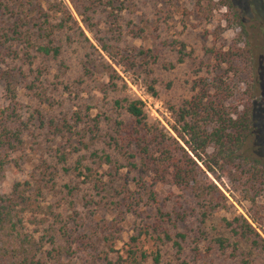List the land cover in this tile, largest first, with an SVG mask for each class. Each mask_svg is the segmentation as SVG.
<instances>
[{
    "label": "rangeland",
    "instance_id": "obj_1",
    "mask_svg": "<svg viewBox=\"0 0 264 264\" xmlns=\"http://www.w3.org/2000/svg\"><path fill=\"white\" fill-rule=\"evenodd\" d=\"M109 1L34 0L39 6L25 9L34 22L41 13H48L55 25L70 15L67 26L57 27L54 34L62 55H37L28 64L24 45L15 44L19 56L6 58L0 68L1 75H15L13 85L18 92L12 102L0 81V109L17 113L27 123L0 191L12 195L21 182L20 196L40 207L37 217L44 224L27 222L26 229L43 245L36 252L38 258L42 264H118L121 257H129L131 249H139L161 254L159 263L150 257L144 264H264V251L252 248L225 224L226 219L244 214L264 239V196L251 202L226 191L229 208L210 212L190 191L169 183L152 188L149 180L141 190L136 178L143 167L133 168L126 150L112 141L116 120L135 123L125 109L114 106L116 99H141L149 126L176 137L174 109L192 98L198 91L194 85L201 80L210 83L206 93L216 95L214 81L221 78L230 92L227 97L235 94L233 103L228 101L232 107L242 110L251 96L258 97L257 132L246 149L264 157L263 0H233L244 27L229 19L221 0ZM7 20L9 14L0 13V26ZM102 41L123 51L109 56ZM237 47L243 52L235 57L232 69L218 56L231 54ZM141 50L149 55L139 54ZM37 69L44 76L37 88H28ZM80 110L81 121L74 115ZM96 117L99 128L87 134ZM66 121L73 130L61 127ZM94 150L109 153L113 162L94 164ZM80 159L99 166L108 193H97L83 177L68 172L77 171ZM151 189L156 190V200L149 196ZM49 227L59 233L56 244L63 246L61 255L50 239L52 233L44 231ZM178 233L186 238L182 240ZM220 237L237 243L238 249H221Z\"/></svg>",
    "mask_w": 264,
    "mask_h": 264
},
{
    "label": "trees",
    "instance_id": "obj_2",
    "mask_svg": "<svg viewBox=\"0 0 264 264\" xmlns=\"http://www.w3.org/2000/svg\"><path fill=\"white\" fill-rule=\"evenodd\" d=\"M220 5L227 8L231 21L244 27V21L236 11L233 0H221ZM28 6L35 8L39 5L35 4L34 0H21L20 3L0 0V13L9 14V20L0 26V68L6 63V58L12 55L19 56L20 52L13 49L15 44L24 45L23 57L28 64H33L37 55L51 58H60L62 55V47L55 42L54 34L57 27L67 26L70 15L68 16L66 12L68 19L66 17L55 25L48 13H41L37 22H34L31 14L25 10ZM50 8L55 9V6L50 5ZM101 44L103 50L112 57L123 51L107 41H102ZM242 52L243 49L237 47L231 54L223 53L218 57L222 63H229L233 69L235 57H239ZM139 54L149 55L146 50L139 51ZM88 72L89 70L86 69V73ZM1 74L2 72H0V81L4 82L7 95L14 102L18 95L13 85L15 75ZM41 76H44V72L37 69L36 77L28 88H37L36 84L41 80ZM113 78L111 76L112 80ZM214 82L217 88L216 95L207 94L210 83L206 79L201 80L195 83L194 90L198 91L192 98L180 108L174 109L176 124L172 129L176 137L167 136L162 130L149 126L145 104L141 99L114 101V106L125 109L135 122L127 124L124 120H116L112 141L120 149L126 150V154L132 159L130 164L133 168L143 167L142 171H138L139 178H136V184L141 190L146 189L149 180H152L151 186L169 183L190 191L210 212L229 208L230 198L226 191L234 198L251 202H256L258 198L264 196V157L246 149L257 132L255 109L258 97L251 96L243 109L239 110L228 103L236 97L234 93L227 97V93L230 92L226 83L221 78H216ZM257 94L261 97L260 92ZM81 114L80 110L74 115L81 121L83 117ZM92 121L94 123L89 126L87 134L93 133L100 126L99 117ZM26 126L27 123L21 121L17 113L0 109V185L5 177L6 167L13 162V154L23 143ZM61 127L65 130L66 128L73 130V126L67 121ZM80 144L88 148L85 141H81ZM62 159L66 162L67 155L64 154ZM91 159L94 164L113 162L109 153H102L99 150L91 153ZM75 170L77 171L68 172H74L77 178L83 177V182L92 184L97 193H108L109 185L104 183L103 174L98 171L99 166L96 168L84 164L80 159ZM15 186L12 195L0 191V264H42L36 252L43 245L39 241L38 247L33 233L26 230L27 222L44 224L45 221L37 217L41 209L35 206L29 197L25 199L20 196L18 189L22 186L21 182L16 183ZM149 196L156 200V190L151 189ZM117 203L120 206L122 202ZM225 224L252 248L264 251V239L244 214L226 219ZM44 231L46 234L52 233L50 239L56 245V253L61 255L63 246L60 243L56 244L57 238L59 239L57 230L54 231L49 227ZM63 233L68 235L66 231ZM178 236L182 240L186 238L183 233H178ZM71 237L72 234H69L68 239L72 240ZM166 237L171 239L169 235ZM133 240L136 241L137 238ZM217 242L221 249L230 246H233L234 250L238 249L237 243L229 242L222 237L218 238ZM177 244L180 246L178 241ZM128 256L126 259L121 257L118 264L124 262L144 264L150 257H153L156 263L161 261L160 253L149 254L139 249H131Z\"/></svg>",
    "mask_w": 264,
    "mask_h": 264
}]
</instances>
